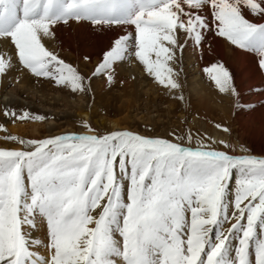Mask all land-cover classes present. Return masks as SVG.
I'll use <instances>...</instances> for the list:
<instances>
[{
    "label": "snow or ice",
    "instance_id": "6c2138e0",
    "mask_svg": "<svg viewBox=\"0 0 264 264\" xmlns=\"http://www.w3.org/2000/svg\"><path fill=\"white\" fill-rule=\"evenodd\" d=\"M41 3L44 9L37 16ZM162 3L31 0L21 23L14 0H0V32L31 29L37 38L46 32L54 39L57 24L83 21L97 31L107 30L110 42L91 77H81L76 66L45 49L61 74L53 78L55 86L84 92L87 82L94 98L92 80L102 79L109 88L116 83L117 68L134 42L146 72L167 87L171 70L150 63L156 52L149 47L156 32L151 10ZM195 3L207 4L212 16L210 22L198 19L199 30L194 27L190 37L195 46L199 49L209 35L222 38L253 54L257 72L264 75V0ZM6 19L11 28L5 27ZM203 71L219 94L237 108H248L222 62ZM171 86L179 88L174 82ZM250 91L264 95L261 89ZM35 119L45 117L35 114ZM82 126L93 131L86 122ZM215 127L229 139L217 142L208 136L211 143L196 141L195 147L190 135L172 133L170 140L128 130L38 140L5 136V143L21 147L0 148V264H264V158L234 142L228 126ZM217 143L219 147L212 146ZM237 149L243 154L236 155ZM38 219L46 228L44 240L34 238Z\"/></svg>",
    "mask_w": 264,
    "mask_h": 264
},
{
    "label": "bare ground",
    "instance_id": "6f19581e",
    "mask_svg": "<svg viewBox=\"0 0 264 264\" xmlns=\"http://www.w3.org/2000/svg\"><path fill=\"white\" fill-rule=\"evenodd\" d=\"M30 2L14 0L16 18L21 23ZM43 9L41 3L37 16ZM58 10L57 7L53 11ZM151 11L155 15L150 23L156 32L149 38V47L154 46L156 55L150 63L162 71L171 70L168 86L161 87L152 73L146 72L132 42L126 59L117 68L116 83L109 88L102 79L92 80L94 98L87 91V82H83L84 92H71L67 85L55 86L53 78L61 74L55 71L54 57H49L45 49L76 66L81 77H91L99 53L110 42L107 30L97 31L83 21L77 24L70 20L55 26L54 39L46 32L37 38L31 29L17 34L7 23L5 27L11 28V34L0 32V125L3 126L0 148L21 147L14 142L5 143V136L38 140L61 134L102 135L118 130L170 140H174L172 133L181 137L190 135L195 147L196 141L211 143L206 139L208 136L217 142L229 139L215 127L221 124L231 129L234 142L251 149L257 158H264V95L250 91L264 90V75L256 70V57L212 35L207 36L199 49L195 46L190 37L194 27L199 30L198 19L206 17L208 22L212 19L207 4L199 7L195 0H163ZM84 56L91 59L85 61ZM142 59L149 60L147 55ZM220 62L235 77L247 109L237 108L230 97L219 94L203 71ZM40 64L46 67H39ZM173 82L179 88L172 87ZM180 95L183 102L173 98ZM252 104L255 109H251ZM35 114L45 119L36 120ZM85 122L93 131L82 126ZM235 154L243 153L237 149ZM222 227L226 230L229 225L225 223ZM37 228L34 238L44 240L46 228L42 220L38 219ZM38 251L47 255L46 249Z\"/></svg>",
    "mask_w": 264,
    "mask_h": 264
}]
</instances>
